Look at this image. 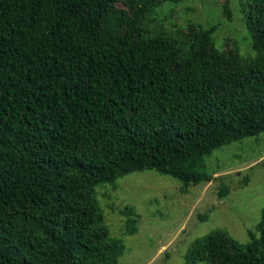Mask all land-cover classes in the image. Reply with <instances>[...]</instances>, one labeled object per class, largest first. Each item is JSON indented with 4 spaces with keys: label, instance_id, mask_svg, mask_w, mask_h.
<instances>
[{
    "label": "trees",
    "instance_id": "16d2710c",
    "mask_svg": "<svg viewBox=\"0 0 264 264\" xmlns=\"http://www.w3.org/2000/svg\"><path fill=\"white\" fill-rule=\"evenodd\" d=\"M181 1L0 0V264H120L99 186L144 170L209 182L207 156L264 132V0H240L248 57L219 49L215 24L152 31ZM257 230L243 244L216 229L187 262L264 264V217Z\"/></svg>",
    "mask_w": 264,
    "mask_h": 264
},
{
    "label": "rangeland",
    "instance_id": "374dc122",
    "mask_svg": "<svg viewBox=\"0 0 264 264\" xmlns=\"http://www.w3.org/2000/svg\"><path fill=\"white\" fill-rule=\"evenodd\" d=\"M224 0L166 2L155 14L152 31L185 28L190 22L217 25L215 45L221 50L238 46L242 55H255L240 0H231L233 18L223 14ZM118 6L127 9L125 3ZM209 182L184 185L155 170L135 171L98 187V199L106 222L115 237L124 239L126 249L120 264L188 263L187 254L197 239L216 229L229 232L243 244L250 231L260 235L264 217V132L235 141L206 157ZM226 186L230 191L221 195ZM132 206L138 212V231L129 235L127 216Z\"/></svg>",
    "mask_w": 264,
    "mask_h": 264
}]
</instances>
